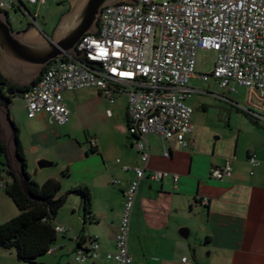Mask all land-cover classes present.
Wrapping results in <instances>:
<instances>
[{"label": "crops", "instance_id": "1", "mask_svg": "<svg viewBox=\"0 0 264 264\" xmlns=\"http://www.w3.org/2000/svg\"><path fill=\"white\" fill-rule=\"evenodd\" d=\"M28 38L51 39L36 23ZM0 72L20 88L33 87L42 76L38 68L6 56L0 58ZM194 80L197 79L189 83L193 90L189 100L208 94L196 87ZM126 92L118 87L113 103L99 89L65 92L64 101L71 116L63 126L51 124L45 113L30 119L22 98L20 103L13 100L11 105L4 106L17 128L30 177L39 185L48 180L59 181L62 190L58 198L80 187L88 188L92 197V220L87 222L80 198L75 194L67 197L55 225L69 230L58 234L56 252L36 264H116L105 255L116 251L125 192L135 177L122 167L143 166L134 148L136 139L128 130ZM235 106L240 111L237 103ZM248 118L253 141L245 146H241L240 128L229 127L223 133L199 118L192 121L193 146L189 149L179 146L176 140L147 135L150 160L140 185L129 238L134 264H182L185 257L194 264H264V121L251 114ZM0 139L5 147L0 158L5 163L10 131L1 112ZM250 153L259 161V167L253 168L248 162ZM12 154H16L14 147ZM42 159L54 166L39 169L37 164ZM227 163L232 165V175L223 180L213 179L211 171ZM16 165L19 166L17 160ZM8 171L5 167L0 178V226L20 214L6 193L11 179ZM155 172L169 175L156 182L150 179ZM182 228L189 229L188 239L182 237ZM83 234L87 241L98 238L99 259L76 261ZM87 246L88 242L84 244ZM0 264L26 263L17 259L14 250H0Z\"/></svg>", "mask_w": 264, "mask_h": 264}, {"label": "built area", "instance_id": "2", "mask_svg": "<svg viewBox=\"0 0 264 264\" xmlns=\"http://www.w3.org/2000/svg\"><path fill=\"white\" fill-rule=\"evenodd\" d=\"M133 1L105 6L99 16L98 32L81 39L75 48L76 56L67 54L52 61L22 98L30 119L45 113L51 124L63 126L71 116L64 101L65 92L99 89L113 103L118 87L127 90L128 128L136 139L134 148L143 166L122 167L135 177L125 192L116 251L105 255L116 264H134L129 238L140 185L150 160L147 135L176 140L184 149L193 146V109L187 103L193 93L190 81L213 78L230 94L246 88L247 106L253 109L262 110L263 106L257 103L264 102V0ZM21 2L26 7L39 8L46 0H0V12L8 17L11 11L24 15ZM201 50L217 54L210 75L196 72ZM240 110L264 121V116L251 108ZM248 162L253 168L260 165L253 153ZM4 170L0 158V178ZM232 172V165L227 163L214 168L211 177L223 180ZM168 175L155 172L150 179L160 182ZM178 181L176 176L175 182ZM0 182L3 185L1 179ZM56 230L65 234L69 229ZM56 250L55 246L50 248L49 254ZM100 257L97 237L76 251L79 263ZM182 264L194 263L185 257Z\"/></svg>", "mask_w": 264, "mask_h": 264}, {"label": "trees", "instance_id": "3", "mask_svg": "<svg viewBox=\"0 0 264 264\" xmlns=\"http://www.w3.org/2000/svg\"><path fill=\"white\" fill-rule=\"evenodd\" d=\"M31 88H20L13 85L0 72L1 105H11L15 98H23ZM247 116L250 117V114L247 113ZM128 130L130 129L128 128ZM0 154H5V147L1 139ZM17 156L18 164L23 170L22 175L26 189L12 174L6 159L3 165L8 168V176L11 178L10 183L6 184V193L19 208L20 214L0 226V250H14L20 262L36 264L49 254L50 248L54 247L58 241L55 220L64 207L67 197L70 194H75L80 198L85 222L92 220V197L88 188L80 187L58 198V194L62 190L59 181L48 180L43 185H39L30 177L20 141ZM93 239L87 241L83 234L80 237L78 248L81 249L86 242L90 243Z\"/></svg>", "mask_w": 264, "mask_h": 264}, {"label": "water", "instance_id": "4", "mask_svg": "<svg viewBox=\"0 0 264 264\" xmlns=\"http://www.w3.org/2000/svg\"><path fill=\"white\" fill-rule=\"evenodd\" d=\"M118 3H134L133 0H70L71 8L63 16L55 32L58 35L44 41H33L28 38L30 31L35 27L36 18L31 11L21 2L20 6L24 15L32 20V26L22 32H15L8 14L0 12V58L9 57L15 61L38 68L39 74L43 75L47 66L55 60L64 58L67 54L76 56V45L86 34H96L99 30V16L105 6ZM54 32V33H55ZM0 112L5 117L10 131V142L7 146V157L12 174L21 183L24 189L25 181L23 170L16 165L18 162L17 148L19 144L18 131L11 120L10 113L0 104ZM14 147L16 154H12ZM39 169L54 166L53 162L42 159L38 162ZM181 235L188 239L189 229L182 228Z\"/></svg>", "mask_w": 264, "mask_h": 264}, {"label": "rangeland", "instance_id": "5", "mask_svg": "<svg viewBox=\"0 0 264 264\" xmlns=\"http://www.w3.org/2000/svg\"><path fill=\"white\" fill-rule=\"evenodd\" d=\"M70 8V0H46V3L40 5L39 8L30 6V11L33 15L37 14L36 25L52 39L58 35V31L57 33H54V31ZM9 19L15 32L24 31L27 29L29 21L32 23L30 17L20 13H14L13 11L9 13ZM216 58L217 54L214 51H199L196 72L208 75L212 74ZM193 84L196 87L208 91V94L205 96L195 95L188 101V104L194 111L192 117L193 122L199 118V121L203 120L208 125L219 129V131L223 133L229 131V127L233 129L240 128L243 131L241 146H245L253 141L252 123L247 117V112L241 110L237 111L235 104L237 103L239 109L251 108L256 113L264 116V102L257 103L263 106L262 110L253 109V106L248 107V90L246 88H238L236 94L229 95L228 92L220 86L219 82L213 78L207 81H198L197 79L193 81ZM226 98L233 103L227 101ZM19 100L21 99L15 98L14 102L20 103ZM256 101L255 99L254 102L256 103Z\"/></svg>", "mask_w": 264, "mask_h": 264}, {"label": "flooded vegetation", "instance_id": "6", "mask_svg": "<svg viewBox=\"0 0 264 264\" xmlns=\"http://www.w3.org/2000/svg\"><path fill=\"white\" fill-rule=\"evenodd\" d=\"M29 9H30V6H27ZM28 25H31L30 21H29V24Z\"/></svg>", "mask_w": 264, "mask_h": 264}]
</instances>
